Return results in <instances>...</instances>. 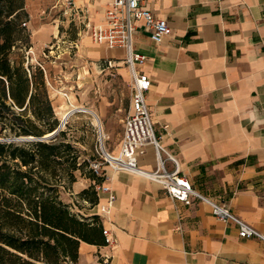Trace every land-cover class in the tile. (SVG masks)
I'll return each instance as SVG.
<instances>
[{
  "label": "crops",
  "instance_id": "0c3cea01",
  "mask_svg": "<svg viewBox=\"0 0 264 264\" xmlns=\"http://www.w3.org/2000/svg\"><path fill=\"white\" fill-rule=\"evenodd\" d=\"M109 1L74 0V16L83 18L86 27L104 23ZM143 3L170 27L169 34L157 38L139 21L133 45L146 58L139 69L151 79L146 98L166 151L163 157H174L199 193L225 203L264 234V0ZM84 44L91 56L114 59L113 66L103 67L114 76L111 81L125 80L124 49L89 39ZM68 98L66 112L74 102L70 94ZM87 108L97 118L107 148L117 151L131 109L130 93L108 90L101 93L99 109ZM90 152L83 157L87 161L96 159ZM155 158L148 145L138 157L139 166L152 170ZM166 166L171 169L173 163L168 160ZM102 172L105 176L93 178L78 171L65 193L75 196L96 183L108 185L116 195L109 212L101 217L107 194L95 187L97 202L89 211L96 210L116 242L82 241L75 264H105L106 255L108 264H264V240L240 237L234 222L217 219L200 199L186 204L145 176L107 167Z\"/></svg>",
  "mask_w": 264,
  "mask_h": 264
},
{
  "label": "trees",
  "instance_id": "16d2710c",
  "mask_svg": "<svg viewBox=\"0 0 264 264\" xmlns=\"http://www.w3.org/2000/svg\"><path fill=\"white\" fill-rule=\"evenodd\" d=\"M23 7L24 0H0V138L57 132L48 140L0 141V264H75L82 241L105 244L103 226L61 196L89 162L59 128L44 70L11 56L26 42L18 23ZM88 200L96 204L95 191Z\"/></svg>",
  "mask_w": 264,
  "mask_h": 264
},
{
  "label": "built area",
  "instance_id": "2783aa9c",
  "mask_svg": "<svg viewBox=\"0 0 264 264\" xmlns=\"http://www.w3.org/2000/svg\"><path fill=\"white\" fill-rule=\"evenodd\" d=\"M70 14H77L74 0H64ZM105 21L101 24H90V35L96 44H104L108 49H124V62L130 69L131 74V109L123 121V136L117 151L109 150L105 145V136L100 125L97 131V154L98 157L89 160V168L99 176H105L102 172L104 167L113 172H128L145 176L165 189L167 194L186 204L191 203L193 197L207 203L213 215L222 221L230 220L238 226L239 236L242 238L257 237L264 240V234L260 233L254 226L245 222L232 213L227 205L206 197L194 189L190 181L181 174L177 160L171 155L163 157L166 153L161 144V136L157 135L147 104V93L151 87L150 77L139 69L146 58L134 52V37L138 29V22L152 35L159 38L170 33L168 22L164 18L157 17L148 9L143 0H110L104 14ZM24 26L27 23H23ZM113 66L112 60L108 61ZM67 99L68 94H65ZM87 107L72 106L66 115L60 119L59 128L64 127L70 116L75 112H87ZM148 145L153 146L156 154L155 167L146 170L139 166L138 157L146 152ZM173 163V168L166 166L167 161ZM96 192L106 193L107 202L100 207L101 217L108 213L116 199L115 193L108 185L95 184ZM102 234L106 245H113L116 242L111 231L103 227ZM109 257L105 256V264H108Z\"/></svg>",
  "mask_w": 264,
  "mask_h": 264
},
{
  "label": "rangeland",
  "instance_id": "374dc122",
  "mask_svg": "<svg viewBox=\"0 0 264 264\" xmlns=\"http://www.w3.org/2000/svg\"><path fill=\"white\" fill-rule=\"evenodd\" d=\"M63 2L64 0H24V7L19 11L18 23L27 43L24 41L18 43L11 55L13 59L23 55L26 66L31 65L33 68L39 67L44 70L50 100L59 120L70 108L69 99L65 94L71 95L73 106L84 105L92 109H99L101 93L105 94L108 90H114L115 93L128 91L131 96V74L124 60L121 59L127 77L118 84L110 80L114 77L111 72L103 70L108 63V56L93 57L89 53L88 46L84 44V39L95 43L91 38L89 27L81 21L84 19L74 14L70 15ZM23 23L27 25L24 26ZM26 44L31 46L28 47ZM111 60L114 62V59ZM115 76L120 78L117 74ZM92 114L76 113L70 117L64 127L60 128L67 132V138L79 150L80 161L85 160L83 157L91 153V150L95 157H98L99 122ZM81 144L87 150L83 149ZM105 145L108 147L106 142ZM84 170L89 174L87 167L79 171ZM77 173L78 171L76 175ZM93 187L94 185L87 188L89 191L86 195H81L80 192L70 196L65 193H70L69 189L63 191L61 196L72 206L74 212L80 215L83 212L87 217H91L97 215L94 213L96 210L89 211L92 203L88 199L92 197ZM77 208L81 212L77 211ZM92 212L94 214L88 215Z\"/></svg>",
  "mask_w": 264,
  "mask_h": 264
},
{
  "label": "water",
  "instance_id": "95a60500",
  "mask_svg": "<svg viewBox=\"0 0 264 264\" xmlns=\"http://www.w3.org/2000/svg\"><path fill=\"white\" fill-rule=\"evenodd\" d=\"M57 130L54 131L53 133L46 134L43 137H34V136H24V137H18V138H9V139H2L1 140H8V141H20V142H25V141H35V140H48L51 137H53L56 134Z\"/></svg>",
  "mask_w": 264,
  "mask_h": 264
},
{
  "label": "bare ground",
  "instance_id": "6f19581e",
  "mask_svg": "<svg viewBox=\"0 0 264 264\" xmlns=\"http://www.w3.org/2000/svg\"><path fill=\"white\" fill-rule=\"evenodd\" d=\"M87 112H91V113H92V111H91L90 109H87ZM66 113H67V112L65 111V112L62 114V117L65 116ZM98 125H100V124H98Z\"/></svg>",
  "mask_w": 264,
  "mask_h": 264
}]
</instances>
